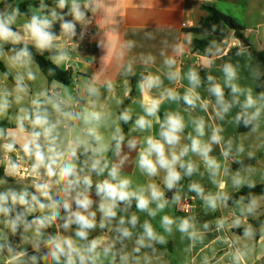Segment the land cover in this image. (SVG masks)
<instances>
[{
	"label": "clouds",
	"instance_id": "9594fccd",
	"mask_svg": "<svg viewBox=\"0 0 264 264\" xmlns=\"http://www.w3.org/2000/svg\"><path fill=\"white\" fill-rule=\"evenodd\" d=\"M46 7L41 3L39 9L22 24L23 35L13 28L18 17L22 15L19 8H14L10 14L0 13V43L15 45L26 39L30 40L40 53L53 52L55 49V54L49 59L59 67L69 60V55L61 50V45L55 43L59 37L53 31L54 24L59 23L60 32L68 39L77 38L78 35L83 37L84 30L81 29L78 34L77 24L87 23L89 13H95L98 4L97 0H57L56 7L44 14ZM11 51L13 55L8 57V61L12 68L18 70L16 84L12 91L0 89V115H4L11 107L10 97L20 103L28 94L25 79H37L36 72L31 68L34 62L32 52L27 45L19 49L13 48ZM0 55H3L2 50ZM165 64L171 68L175 60L168 59ZM221 71L224 86L213 83L214 77H207L210 82L207 91L215 98L216 117L223 121L233 107L238 105L240 110L232 117V121L237 125L242 123L246 128L251 125V130L256 132L264 114V92L254 96L251 89H242L235 83L238 73L231 63H225ZM167 75L169 80H176L179 71H171ZM186 79L189 87L182 97L183 100L192 107L199 102V106L207 111L210 101L202 99L196 91L202 83L199 74L190 69ZM161 83L158 75H149L144 78L141 88L158 87ZM225 86L230 89L231 100L225 98ZM108 88H112L111 83ZM85 91L89 97L100 95L99 88L93 84L87 85ZM240 95L244 96L242 102ZM168 98L177 100L181 97L179 93L169 89ZM65 104L66 101L60 93L54 92L50 95L47 90L41 91L30 99L29 108L20 109L23 114L17 116L14 130L6 131L0 128V140L6 141L0 147L7 153L21 151L24 157L31 161L30 168H24L23 173L20 164L10 161L5 169L6 174H27L33 179L34 189L29 191L27 188L9 187L0 191V225H3V228H0V257H3L4 264H22L23 258L28 255L26 250L18 251L14 247L9 239L10 233L12 236L19 234L23 242L31 244L34 252L28 257L31 264H39L42 260L49 261V264H148L149 257L146 253L141 255V249L152 248L154 243L164 244L166 238L156 230L149 219L141 223L136 212L146 213L154 219L168 207L170 202L166 198L165 189H176L182 179L199 171L196 163L191 159H184L189 153L200 157L213 178L212 182L216 183L214 178L220 174L222 164L210 155L212 145L223 144L221 155L227 160L232 154V139L225 141L221 135L223 129L217 125L212 128L209 140L204 141L202 138L205 136V122L200 119L195 122L196 135L189 134L190 143L180 146L186 124L180 114H169L160 125L159 138L151 135L145 138L144 147L139 151L136 161L141 175L155 178L162 172L163 176L159 181L133 186L131 178L121 175L123 159L120 164L110 165L106 158V153L110 150L120 156L125 142V136L119 126H116L108 137L100 131L101 127H106L112 120L111 113L98 109L94 103L91 108L85 107L80 112L66 111ZM144 111L146 115L138 117L135 121V128L140 131L151 128V121L146 117L156 115L158 104L153 103ZM117 119L127 123L131 117L124 111ZM25 122L29 126L27 129ZM69 122L76 123L69 127ZM112 123L115 124L116 121ZM61 126L70 133L66 142L60 136ZM127 147L130 150L136 149L137 141L128 140ZM236 152L243 153V146L238 145ZM81 155L86 156V159L81 161ZM223 170L225 173L228 171L227 168ZM93 174L102 179L94 180ZM245 183V178L239 172L232 176L234 187L239 188ZM248 186L254 185L249 183ZM225 187V182L221 181L218 184L220 191L206 193L200 183L192 182L188 185V190L196 193L208 209L215 211L229 199L228 194L223 191ZM93 193L97 199L93 198ZM180 198L177 191L171 202L178 203ZM133 201L136 212L120 215V212H128ZM256 205L257 201L252 199L246 211L252 212ZM37 212L39 215L28 220L29 215ZM97 213L100 214L99 221ZM234 223L239 225V219ZM54 225L57 228L56 233L46 234L45 230ZM138 225L142 231L137 234L134 246L129 251L125 241H132L133 229ZM174 225L190 240L195 241L201 235L192 217H161L160 227L165 233L171 234ZM217 225L223 227L224 221L218 220ZM203 227L208 228V224L205 223ZM97 228L107 229L115 235L91 236ZM250 234L251 230L246 229L245 235ZM117 244L120 247H117ZM41 245L47 249L46 252L41 253ZM236 258L242 259L243 253L237 252Z\"/></svg>",
	"mask_w": 264,
	"mask_h": 264
},
{
	"label": "crops",
	"instance_id": "0c3cea01",
	"mask_svg": "<svg viewBox=\"0 0 264 264\" xmlns=\"http://www.w3.org/2000/svg\"><path fill=\"white\" fill-rule=\"evenodd\" d=\"M2 1L0 0V3ZM97 4V11L89 13L87 23L83 25L77 24L78 34L81 29L84 31L91 29L93 31L91 36L80 37L78 35L77 38L68 39L60 32L58 22L54 24L53 28V31L59 37L55 43L61 45V50L66 51L69 55V60L62 63L63 67H59L73 71L74 88L77 90V94L83 98L84 103L75 109L73 107L75 93L72 92L68 96L63 89V84L57 81H48L44 73L34 62L38 67V71L33 67L31 68L36 72L37 79L35 81L25 79L24 83L28 86V94L22 102L16 103L10 97V100H12L11 107L4 115H0V121L8 120V124L0 128L6 131L14 130L16 128L17 116L23 114L20 112V109L29 108L30 99L35 94L45 90L49 94L54 92L60 93L66 101L64 105L66 111L80 112L85 107L91 108L94 103L98 109L111 113L112 120L108 124H112V121H115L113 114L119 116V109L122 103L129 99L126 111L129 113L131 119L128 121L129 125L125 142L122 145L121 155L115 156L110 165L112 163L120 164V161L123 159L121 175L131 178L133 186L159 181L163 176L162 172L155 178L141 175L136 166V161L139 151L144 147L145 138L149 135L159 138L160 125L169 114H180L185 124L191 121L193 131L195 129V122L200 119L204 120L205 125L211 131L217 125L224 129L215 115V103L207 91L208 86L205 82L202 86L205 94H199L202 99L210 101L207 111H204L199 106V102H197L195 107H192L187 105L183 100L182 97L189 87L188 80L186 79L188 71L185 70V66L193 62V65L203 68L200 61L203 58L205 62L209 63L206 65L210 69L212 67L211 63L215 59L228 57L233 54L230 52L232 49L240 47L239 41L237 38H233L232 35L217 44L221 46L217 50L218 55H214L213 53L217 45L210 49V51L207 50L206 52H210V55H206L205 52L193 49L192 35L187 33L186 30L200 25L201 19L207 15V12L202 9L203 6L215 7L222 13L230 16L242 28L244 38L255 50L264 51V0H97ZM14 8L16 7H8L1 13L10 14ZM32 8L37 10V8L31 7V14L35 12ZM27 19L28 17L22 14L13 25L14 30L21 33V35H23L21 26ZM185 24H187V27L184 26ZM21 43L32 45V42L26 39L22 40ZM2 44L4 43H0V45ZM236 52L244 53L246 51L240 50ZM11 55H13L11 52H3V55H0V59L8 72L7 75L0 69V89H8L9 91L15 88V77L18 72L17 69L12 68L9 64L8 57ZM168 59L175 60V64L171 68L165 64V61ZM171 71H179V76L176 80H169L167 74ZM139 73H146L148 76L158 75L162 83L158 87H144L143 89L141 88L142 83H140L135 88L134 95L130 97V79ZM109 83L112 84L111 89L108 88ZM215 83H218V79H215ZM89 84H93L99 88V97H89L87 95L85 88ZM169 89L179 93L181 98L177 100L169 99ZM153 103L158 104V111L156 115L146 117L151 121V128L145 131L136 129V119L142 115H146L145 108L151 106ZM196 111L199 115L196 114ZM55 118L54 115L53 119ZM74 123L76 122H69V127ZM25 126L26 129L29 127L27 122H25ZM106 130L107 126L100 129L103 134ZM59 132L65 142L70 138V133L65 127L61 126ZM252 132V130L244 133L238 131L239 134H250ZM104 135L108 137L111 134ZM210 135L204 141H208ZM130 139L137 141L136 149L130 150L127 147V141ZM5 142V140H0V145ZM189 143L185 128L180 146ZM222 147L223 144H213V150L210 153L222 164L220 174L214 178L216 183L212 182L213 178L210 177L199 156L189 153L188 156L184 157L185 160L191 159L199 166L198 172L194 173L191 177L182 179L181 182L183 183L184 181V184L180 182L181 185H178L175 189V193L179 191L180 197L186 196L194 199L192 201L194 211L191 215L178 212L177 203H172V200L167 198L171 191L166 189V198L170 203L154 219L148 217L146 213L136 212L134 201L131 210H128L127 213H119L120 215H130L132 212H136L140 217L141 223L145 219H149L156 230L165 236L166 242L164 244L154 243L152 248L141 249V255L146 253L149 257L148 264H264V224L258 229V237H255L253 234H239L235 231L237 228L249 225L250 220L264 215V195L255 198L257 205L252 212L246 211L249 205L246 203L235 205L220 204L215 211H212L204 205L196 193L188 190L190 183L198 182L204 187L206 193H215L220 191L218 184L223 181L226 184L223 191L229 195L238 192L248 186L249 183L254 186L264 184V150L253 152L248 157L240 159L243 160L258 155L254 166L235 171L230 167L233 163L240 160L236 158L235 152L227 160H224L221 155ZM17 149H19V143L17 144ZM2 150L3 148L0 147V182H3L0 183V191L9 187L17 189L27 188L29 191H34L32 188L33 181L16 179L6 175L2 171ZM108 154L109 152L106 153V158ZM84 159H86V156L81 155L80 160L83 161ZM224 168L228 169L227 173L224 172ZM237 172L246 180V183L239 188L234 187L232 184V176ZM256 172L262 175V179L258 182L250 179V175H255ZM106 175L107 173H105ZM93 179L102 178H98L93 174ZM161 187L163 188L162 184ZM93 198L97 199L94 193ZM152 207H155V205H152ZM35 215H39V213L37 212L30 216L34 217ZM99 215L97 213L98 221ZM164 215H170L174 218H194L197 229L201 234L200 237L195 241L190 240L187 235L180 233L175 225L171 234L165 233L160 227V220ZM237 219L240 221L239 225L234 223ZM218 220L224 221L223 227H218ZM205 223L208 224V228L206 229L203 227ZM0 228H3V225H0ZM74 228L75 226H73V230ZM4 231L7 232L6 229ZM45 231L46 234H55L57 228L54 225ZM141 231L142 229L138 225L136 229H133L134 235L132 241H125L129 251L133 248L137 234ZM61 232H63L62 229ZM101 234L107 236L115 235L114 232H109L107 229L100 230L99 228L90 235L96 236ZM8 235L18 251L26 250L28 253L23 258L22 264H31L28 259L29 256L34 254L31 244L23 242L19 235L12 236L10 233ZM28 235H31V233H28ZM117 247H120V245L117 244ZM46 251L47 249L41 245V253ZM237 252L243 253L242 259L236 258ZM0 264H4L3 257H0ZM39 264H49V261L42 260L39 261Z\"/></svg>",
	"mask_w": 264,
	"mask_h": 264
},
{
	"label": "trees",
	"instance_id": "16d2710c",
	"mask_svg": "<svg viewBox=\"0 0 264 264\" xmlns=\"http://www.w3.org/2000/svg\"><path fill=\"white\" fill-rule=\"evenodd\" d=\"M43 3L47 7L44 9V13L48 14V12L56 7L57 0H3L0 3V13L8 8V7H16L19 8L20 12L25 15L26 17H30L32 14L30 12L31 7H35L39 9L40 4ZM202 9L207 12V15L203 17L200 21V25L198 27H190L186 30L187 33L192 35V46L195 51L206 52L207 50L212 49L217 44L221 43L224 39L228 38L230 30L233 31V38L244 37L242 33V28L228 15L222 13L215 7L210 6H203ZM58 12L60 11L58 8L56 9ZM66 11V9H65ZM25 44H11V43H4L0 45V50L3 52H11L13 48L19 49L20 47L24 46ZM27 45V44H26ZM29 50L32 52L33 61L37 64L39 69L44 73L48 81H57L64 86H74V77L73 71L70 69H62L54 65L49 57L55 54V49L53 52H38L33 45H27ZM240 50H245L249 55H251L254 60L264 66V51H257L251 45L247 49H242L240 47H235L230 52H236ZM0 69L8 75L6 67L4 63L0 59ZM51 70V71H50ZM148 74L146 73H139L134 75L130 79V88H131V95L132 97L135 92V88L143 82L144 78L147 77ZM215 80V79H214ZM51 95V94H50ZM81 105L84 103L83 98L80 100ZM129 103V99L125 100L120 109L119 114L127 110V105ZM51 111V108H49ZM8 124V120L0 121V127H4ZM129 122L124 123L122 121V132L123 135L126 137L128 131ZM238 131L240 133L251 131V125L247 128L241 123L239 124ZM115 154L112 150L109 151L108 154V161L111 162L115 158ZM258 158V155L253 157L240 160L239 162L233 163L231 165V169L235 171H239L244 168L252 167L255 165V162ZM27 159V158H26ZM264 195V184L263 185H256L253 187L246 186L239 190L236 193L229 194V199L226 202L228 205H235L238 203H246L249 204L252 199L256 197ZM19 210V209H18ZM33 219L30 215L28 216V220ZM264 224V215L257 218L250 220L249 225L242 228H237L235 231L239 234H245L246 229L251 230V234L255 237L259 235V227ZM19 235V234H18ZM16 235V236H18Z\"/></svg>",
	"mask_w": 264,
	"mask_h": 264
},
{
	"label": "rangeland",
	"instance_id": "374dc122",
	"mask_svg": "<svg viewBox=\"0 0 264 264\" xmlns=\"http://www.w3.org/2000/svg\"><path fill=\"white\" fill-rule=\"evenodd\" d=\"M219 47L221 46L217 45L214 48L213 50L214 55L217 54V50L220 49ZM205 53L206 55H210V52H205ZM200 61L203 65V68L193 65V62L190 63V65L185 66L186 71H189L190 69L194 70L199 74L201 78V82H202L201 86L196 89L198 93L205 94L202 86L204 82L207 86H209L210 82L207 80L208 76H212L215 79H218V83L224 86V77H223V73L221 69L225 63H231L234 67H236L237 73H238V79L234 82L237 83L242 89H245V90L251 89L252 94L254 96L259 95L260 92H264V66L256 63L253 57L250 56L247 52H244V53L233 52V54L228 57H224L221 59L220 58L215 59L211 63L212 67L210 69H208V65H206L209 63L205 62L203 58H201ZM31 67H33L34 69L38 71V67L36 66L34 62L31 65ZM60 67H63V64H61ZM212 82L215 83V80H213ZM63 89L64 91L66 90L65 93L68 96L70 95V93L76 92L74 90L75 89L74 86H63ZM224 90H225V98L228 100H231L232 94L230 90L228 89V87L225 86ZM211 98L213 99L215 103V98L212 96ZM239 98L241 102L244 100L243 95H240ZM239 110L240 109L238 105L233 107V109L225 117V119L223 121L219 120V122H220V125L223 126L224 128L223 131L221 132V135L224 137L225 141L228 139H232L233 141L232 153L235 152L236 158L240 160L241 158L248 157L250 153L253 154V152H261L264 150V114H262L261 116L260 127L256 132H252L250 134L248 133L239 134L237 131L238 125L232 121V117H234L236 112H238ZM196 114L199 115L197 111H196ZM117 118L118 116H115V114H113V119H115L116 123L108 124L107 130L104 132V134L106 135L112 134L116 126H119L121 128V121H119ZM186 131L188 135L189 134L193 136L196 135V133L193 131V124L191 123V121H189L186 124ZM210 134H211V130L205 125V136L202 139L205 140ZM188 141L190 142L189 139ZM238 145L243 146L244 148L243 153L236 152V147ZM250 179L252 181L258 182L262 179V175L261 173L256 172L255 175H250ZM182 184H184V181Z\"/></svg>",
	"mask_w": 264,
	"mask_h": 264
},
{
	"label": "built area",
	"instance_id": "2783aa9c",
	"mask_svg": "<svg viewBox=\"0 0 264 264\" xmlns=\"http://www.w3.org/2000/svg\"><path fill=\"white\" fill-rule=\"evenodd\" d=\"M187 27V24L184 25ZM91 29H86L84 31L83 37H89L92 35ZM75 100L73 107L77 109L81 106V97L77 94V90L75 89ZM16 162L21 165V173H23L24 168H30L31 162L24 157L23 153L21 151L14 152V153H7L4 149L1 153V169L6 174L5 169L8 167L9 162ZM10 177L21 179V180H30L33 181L32 177L28 176L27 174H17V175H10L6 174ZM194 199L191 197H181L179 202L177 203L178 212L185 214V215H191L194 211V205L192 204V201Z\"/></svg>",
	"mask_w": 264,
	"mask_h": 264
},
{
	"label": "water",
	"instance_id": "95a60500",
	"mask_svg": "<svg viewBox=\"0 0 264 264\" xmlns=\"http://www.w3.org/2000/svg\"><path fill=\"white\" fill-rule=\"evenodd\" d=\"M232 35H233V31L230 30V33H229V36L228 37H231ZM237 40L239 41L240 47L242 49L249 48L250 44H249V42L244 37H238ZM174 194H175V189L171 190V192L168 194L167 198L169 200H172ZM133 204H134V202H133ZM133 204H132V206H133ZM121 206L123 207V205H121ZM131 209H132V207L129 210H131Z\"/></svg>",
	"mask_w": 264,
	"mask_h": 264
}]
</instances>
